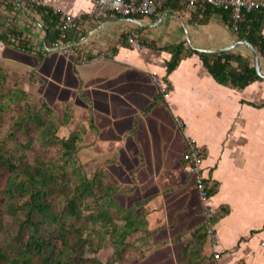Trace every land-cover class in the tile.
I'll use <instances>...</instances> for the list:
<instances>
[{
  "label": "crops",
  "instance_id": "obj_1",
  "mask_svg": "<svg viewBox=\"0 0 264 264\" xmlns=\"http://www.w3.org/2000/svg\"><path fill=\"white\" fill-rule=\"evenodd\" d=\"M46 2L43 18L42 8L0 0V23L21 30L31 45L30 55L12 58L25 64L39 96L60 111L69 103L82 129H93V172H103L116 198L123 196L119 205L144 221L142 230L131 233H143L147 241L135 263L164 251L174 258L171 264H179L186 249L195 264H264V78L244 88L219 83L202 57L241 54L253 65L252 51L241 43L246 39L213 7L169 0L148 16L96 18L90 0ZM52 8L82 17L80 28L70 30V52L44 50L43 24L52 28L55 22L47 19L58 18ZM252 19L264 35V12H251ZM130 33L138 35L140 49L127 43ZM171 45H181L182 52L167 73ZM98 51L106 58L75 64L78 55ZM259 64L264 74L261 56ZM189 137L204 151L216 242L205 233L204 205L182 158Z\"/></svg>",
  "mask_w": 264,
  "mask_h": 264
},
{
  "label": "trees",
  "instance_id": "obj_2",
  "mask_svg": "<svg viewBox=\"0 0 264 264\" xmlns=\"http://www.w3.org/2000/svg\"><path fill=\"white\" fill-rule=\"evenodd\" d=\"M201 7H213L223 14L224 20L232 27L233 21L229 11L212 5ZM39 12L44 18L45 12L43 10ZM249 16L250 13L245 14L247 21L245 23L242 20L236 32L250 42L258 55L264 58V35L260 34L257 22L253 19L249 21ZM47 20L52 24L55 22L52 28L47 23L43 24L47 29L46 45L50 46L49 42L57 35L56 24L59 19L53 17ZM70 36L69 30L68 42L71 41ZM0 41L22 51H32L21 30L3 26L2 23H0ZM167 49L172 52L171 59L167 62L168 73L179 62L182 46L171 45ZM202 57L209 73L219 83L234 88H244L252 81L261 79L251 65V60L241 54L222 52L202 54ZM4 78L5 73L0 66V87ZM31 98V95L23 89L5 93L0 90V192L7 200H13L8 204V208L3 210L0 208V217L4 211L14 213L19 210L23 214V219L19 222L12 238L13 248L8 251L6 247L0 246V264H115L119 260L142 258L147 251V241L144 237H136L137 239L129 242L128 237L131 233L142 230L144 221L133 211L116 205V201L110 197L116 192V187L107 180L103 172H95L91 178L73 172L72 177L71 174L68 176L64 165L55 163L57 156L59 160L71 158L72 154L80 149L81 132L73 130L66 137H57L58 126L55 125L54 120H47L54 114L53 109L40 97V109L32 111ZM23 104L25 105L21 112ZM63 108L61 123L64 124L72 115V111L69 103L63 104ZM9 109L16 115L10 117L13 123L9 132L3 133L1 131L2 122L5 120L3 114L10 113ZM19 119L31 122L35 129H41L42 145L49 146L44 152L30 153V133L27 132L30 128L24 127ZM19 131L25 137L22 140L18 139ZM55 147L59 149L58 154L48 152ZM73 178L76 183L71 187L69 184ZM60 195L64 198V205L54 209L53 202L57 201ZM105 197L107 200L98 211L90 210L89 213L84 214V209H90L88 198L96 202L97 198ZM69 217L72 222L66 224L65 221ZM45 222L57 226L55 230L47 232L48 237L44 235V229L41 227ZM89 223L91 225L100 223L103 231L109 234L115 249L112 261L102 262L97 257L84 256L86 248L93 251L104 242L101 231L96 232L97 235L101 234L96 240L87 232ZM185 250L182 256L183 262L179 264H195L193 255L187 254Z\"/></svg>",
  "mask_w": 264,
  "mask_h": 264
},
{
  "label": "rangeland",
  "instance_id": "obj_3",
  "mask_svg": "<svg viewBox=\"0 0 264 264\" xmlns=\"http://www.w3.org/2000/svg\"><path fill=\"white\" fill-rule=\"evenodd\" d=\"M22 54L30 55V53L26 51L19 50L15 48L14 46L5 44L0 41V66L2 67V70L5 73V78L3 80L2 86L0 87V90L2 91V93H5V92L13 91L16 89H23L24 91H26L27 93L31 95L32 98L30 100V104H31L32 111H35L40 106L39 98L41 96H39L37 92L39 85H35L36 84L35 79H33V77L30 74L27 75V72L25 71V64L21 63L20 65H15V62H14L15 60H13L12 58V56H14L16 59H19ZM34 77L36 78V81H37V77L36 76ZM43 99L46 101L45 98ZM47 104L53 109V112H54V114H52L51 117L47 118V120H51V119L54 120L55 125L58 126L56 129L57 137H60V138L66 137L68 133L73 130H79L81 132V140L79 142L80 149L76 153L72 154L71 158H66V159L63 158L62 160L61 159L59 160L57 156V161H55V163H57L58 165L59 164L64 165V169L66 173L68 174V176H70L71 174V176L73 177L74 175L72 173L74 172V174L81 173L91 178L93 174L96 172V171L93 172L94 171L93 170V144H90V137L93 133V129L89 127L82 129L80 115L78 114L75 115L74 113L69 117V119L64 124L61 123V121L63 120L64 108L60 111L61 108L58 104L54 103L53 105L54 108L48 102ZM24 105L25 104L21 105V110H20L21 112H22V109L24 108ZM9 112L10 113L3 114V119L5 118V120H3L2 122V127H1V131H3V133L9 132L10 128L12 127V123H13V120H11L10 117L11 115H14V114L16 115L15 112L11 113L10 109H9ZM19 122L23 124L24 127L29 126L28 128H30L27 130V132L30 133V138H29L31 142L30 153L34 154V153L44 152L45 151L44 149L48 148L49 146L42 145L43 137L41 135V129H35L33 125L31 124V122H25L20 119H19ZM17 136H18V139H21V140L25 138L24 135L20 131L17 133ZM14 151L18 152L16 149H14ZM50 151L55 154L59 153V149L56 147L50 149L48 152ZM48 152L46 151V153ZM74 183H76L75 178H73L71 180V183L70 184L68 183V184L72 187L73 185H75ZM110 197L111 199L116 201L117 206H120L119 204L121 203L124 204V201L122 200L123 199L122 195H119L116 198V195L114 193V194H111ZM106 200H107L106 197L97 198V201L94 202L92 198H88V205L90 209H84V214L89 213L90 210L94 212L98 211L100 209L99 207L100 206L102 207V205L106 202ZM57 201L53 202L54 209L59 208L58 206L62 207L64 205L63 196L60 195L57 198ZM11 202H13V200H10V201L7 200L4 194L0 192V208L2 210L8 208L9 207L8 204ZM122 208H125V207H122ZM22 219H23V214L19 210L14 213L4 211L3 215H1L0 217V246H4V248L6 247L8 251H10L13 248V245L11 244L13 242L12 238L14 237L18 229L19 222ZM70 221H71V217L66 219L65 222L66 224H68ZM41 227L44 229V235L48 237L47 232L55 230L57 226L55 224L45 222L42 224ZM103 230L104 229L102 226H100V223H96L93 225L89 223L87 232L91 233L93 239L96 240L99 236H101V234L97 235L96 232L99 233L101 231V233L103 234L102 236L104 237V242L102 241L103 242L102 245L99 246L96 250L91 251L90 249L86 248V251L84 254L85 257L87 258L97 257L102 262L112 261L115 255L114 245L111 239L109 238V234L105 233V231ZM93 231L95 232L93 233ZM143 235L144 234L142 233L136 237H144ZM136 237L134 235H130L128 237L129 242L133 241L134 239H137ZM94 247H96V245ZM171 256H172L171 254L166 253L164 251L163 252L152 251L144 260H141L140 262L138 261L135 263V260L137 259L119 260V261H116L115 264H137V263L138 264H147V263L153 264L154 259L156 258H158L159 260V261H156L157 264H171V262L174 259ZM132 261L134 262L131 263Z\"/></svg>",
  "mask_w": 264,
  "mask_h": 264
},
{
  "label": "built area",
  "instance_id": "obj_4",
  "mask_svg": "<svg viewBox=\"0 0 264 264\" xmlns=\"http://www.w3.org/2000/svg\"><path fill=\"white\" fill-rule=\"evenodd\" d=\"M30 7L42 8L45 13L48 11L46 0H19ZM92 3L91 15L98 17H108L109 15H118L122 17L134 15H152L169 0H90ZM178 3L190 8L201 7L204 5H212L216 8L227 10L233 21L232 29L237 31L239 23L244 19L245 14L253 11L264 12V0H174ZM53 13L58 15L57 35L50 42V46L44 47L45 51H60L62 53L70 52L72 46L67 41V32L71 29H79L82 17L80 15H72L61 11L59 8H52ZM127 43L136 49H140L142 44L136 33H130L126 36ZM104 51H98L93 54L78 55L75 59L76 65H85L99 59H105ZM155 80L158 79L155 77ZM158 92L162 97L168 96L166 86L159 84ZM188 149L183 153L182 158L188 166L189 171L195 177V186L198 192L200 201L203 203V213L205 215V233L216 242L217 234L213 222V211L208 205L209 187L202 173V162L204 158L203 149L197 142L188 138ZM215 258L219 257L218 253L214 254Z\"/></svg>",
  "mask_w": 264,
  "mask_h": 264
},
{
  "label": "water",
  "instance_id": "obj_5",
  "mask_svg": "<svg viewBox=\"0 0 264 264\" xmlns=\"http://www.w3.org/2000/svg\"><path fill=\"white\" fill-rule=\"evenodd\" d=\"M241 43L247 45V47L250 48V50L252 51V55H253V66L255 68V72L258 76H260L261 78H264V74L261 72L260 70V64H259V55L255 49V47L250 43L248 42L247 40H242ZM75 43H73L74 45ZM228 48H224V49H221L222 50H227Z\"/></svg>",
  "mask_w": 264,
  "mask_h": 264
}]
</instances>
